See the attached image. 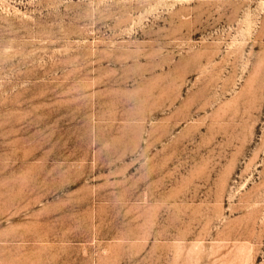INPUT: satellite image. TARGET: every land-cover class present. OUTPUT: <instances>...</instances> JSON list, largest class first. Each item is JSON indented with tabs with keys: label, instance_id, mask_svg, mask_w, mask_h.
<instances>
[{
	"label": "rangeland",
	"instance_id": "1",
	"mask_svg": "<svg viewBox=\"0 0 264 264\" xmlns=\"http://www.w3.org/2000/svg\"><path fill=\"white\" fill-rule=\"evenodd\" d=\"M0 264H264V0H0Z\"/></svg>",
	"mask_w": 264,
	"mask_h": 264
}]
</instances>
